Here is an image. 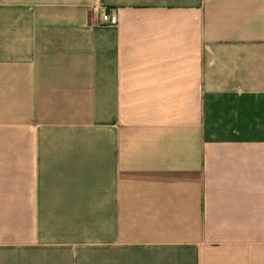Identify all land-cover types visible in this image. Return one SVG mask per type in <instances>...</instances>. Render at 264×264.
Listing matches in <instances>:
<instances>
[{"label": "crops", "instance_id": "obj_1", "mask_svg": "<svg viewBox=\"0 0 264 264\" xmlns=\"http://www.w3.org/2000/svg\"><path fill=\"white\" fill-rule=\"evenodd\" d=\"M0 264H264V0H0Z\"/></svg>", "mask_w": 264, "mask_h": 264}, {"label": "built area", "instance_id": "obj_2", "mask_svg": "<svg viewBox=\"0 0 264 264\" xmlns=\"http://www.w3.org/2000/svg\"><path fill=\"white\" fill-rule=\"evenodd\" d=\"M100 22L103 23L108 22L115 24L117 22V16L111 15L108 11H103L102 14L100 15Z\"/></svg>", "mask_w": 264, "mask_h": 264}]
</instances>
